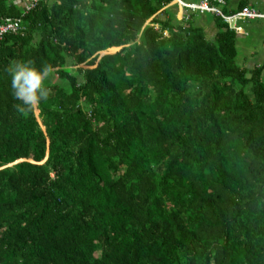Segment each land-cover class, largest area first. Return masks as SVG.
Returning <instances> with one entry per match:
<instances>
[{"label":"trees","instance_id":"obj_1","mask_svg":"<svg viewBox=\"0 0 264 264\" xmlns=\"http://www.w3.org/2000/svg\"><path fill=\"white\" fill-rule=\"evenodd\" d=\"M30 1L0 0L25 27L0 40V264H264V65L236 33L174 0ZM13 60L54 69L26 113Z\"/></svg>","mask_w":264,"mask_h":264},{"label":"crops","instance_id":"obj_2","mask_svg":"<svg viewBox=\"0 0 264 264\" xmlns=\"http://www.w3.org/2000/svg\"><path fill=\"white\" fill-rule=\"evenodd\" d=\"M26 4L29 0H16ZM243 7H249L264 14V0H226L222 7L226 15H231ZM180 16V13L179 15ZM195 24L204 29L208 38L215 37L216 24L210 17L197 16ZM228 26V25H227ZM239 30H233L236 35L237 58L239 65L248 69L258 68L264 65V20H239L235 23Z\"/></svg>","mask_w":264,"mask_h":264},{"label":"clouds","instance_id":"obj_3","mask_svg":"<svg viewBox=\"0 0 264 264\" xmlns=\"http://www.w3.org/2000/svg\"><path fill=\"white\" fill-rule=\"evenodd\" d=\"M5 71L11 76L13 97L20 102L16 105L19 112L26 113L48 100L51 89L45 82L53 75L52 65L44 63L38 68L33 60H13Z\"/></svg>","mask_w":264,"mask_h":264},{"label":"built area","instance_id":"obj_4","mask_svg":"<svg viewBox=\"0 0 264 264\" xmlns=\"http://www.w3.org/2000/svg\"><path fill=\"white\" fill-rule=\"evenodd\" d=\"M221 5L224 0H199L197 2L190 0H174L173 3L177 5L180 12L183 10H190L192 12H198L203 14L208 12L220 17L225 24L228 25L230 29L239 30L235 26V23L239 20H264V14L259 13L257 10L249 7H243L239 11L231 14L225 15L221 12L217 6H214L211 2ZM37 0H31L25 7V10H30L35 7ZM25 27L22 25L21 19L5 18L0 20V40L7 34H18L22 33Z\"/></svg>","mask_w":264,"mask_h":264},{"label":"rangeland","instance_id":"obj_5","mask_svg":"<svg viewBox=\"0 0 264 264\" xmlns=\"http://www.w3.org/2000/svg\"><path fill=\"white\" fill-rule=\"evenodd\" d=\"M221 9H222V7H221ZM223 10V9H222Z\"/></svg>","mask_w":264,"mask_h":264}]
</instances>
